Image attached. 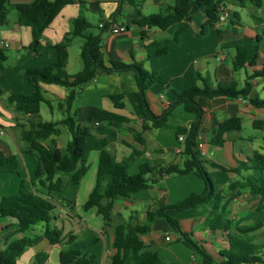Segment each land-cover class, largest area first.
<instances>
[{
    "label": "crops",
    "instance_id": "1",
    "mask_svg": "<svg viewBox=\"0 0 264 264\" xmlns=\"http://www.w3.org/2000/svg\"><path fill=\"white\" fill-rule=\"evenodd\" d=\"M32 1L34 0L18 2L12 0L9 7V12L12 11L11 15H13L12 22L8 24L9 29L3 32L4 38L0 41V49L5 51L6 49L15 48L20 54L17 62L10 66L6 64L9 57L5 52L7 60L4 63L3 71H0V85L4 91L0 95V151L8 156H17L24 167V171L19 175L16 173L1 174L0 199L18 194L23 181L26 182V187L31 189L30 181L34 178L37 169L35 157L29 153H22L25 147L22 140V131L24 129L35 130L38 120L31 115L18 112L14 105L8 103L7 98L10 93H32V86L23 73L30 68L47 66L56 61V51L51 46L62 42L66 34L72 31V23L75 19H84L91 25V28L72 41L69 47L67 73L76 75L81 72L83 69L81 50L84 43L92 34L101 35L102 50L106 61L120 60L127 64L140 62L143 63L146 70L150 69V72L157 73L164 80V83H150L146 93L149 106L157 116L170 110L177 100V92L194 86L202 88L203 82L199 79V75L205 78L213 87L236 85L240 90L245 86L248 76L261 72L264 67V2L261 8L251 4L245 8H240L235 5L234 0H226L231 11V20L223 25L210 27L203 36H200L199 32L207 17L203 11H199L193 16L189 24L190 28L181 35L179 45L170 49L166 55L156 57L154 55L155 49L151 48L150 44L171 37L185 23L174 25L165 31L145 28L146 34L142 36L141 29L132 23V20L151 15L147 13L150 11V4L147 0L141 9L132 7L127 3L123 4L122 14L117 16H115V12L118 8V0H81L83 3L64 7L50 27L44 31L40 40L41 47L38 49L39 56L36 57L35 48L33 50L29 49L33 43L31 30L28 27L18 25L16 10L18 4ZM174 4L175 0H159L158 2L154 0L152 7L154 12L158 13L165 6ZM244 10L248 11L252 19L251 22L243 19L241 12ZM90 14L100 16L97 24L98 30L93 29L94 24L88 19ZM117 18L126 20V23L117 22ZM113 19H115L114 22ZM111 22L114 25L125 26L127 31L114 34L110 31L109 26L104 25V27H101V24H111ZM209 40H212L211 44H209ZM5 44L8 46L5 47ZM252 44L260 45L257 63L254 66L246 65L243 69L235 71L233 62L237 54V47ZM23 56H27V58L22 62ZM229 59H231L230 63ZM242 70L246 72V79L243 84L238 78ZM251 83L253 88L249 98L262 99L256 87L261 85L264 89V76L253 78ZM41 87L46 99L52 103V107L47 105L53 114L52 116L56 112V107L60 113L59 119L50 121L60 122L65 114L59 108L58 103L65 99L66 89L59 85L45 83H42ZM137 91V82L132 73L98 76L80 92L74 102L71 114L73 115L76 111L75 118L77 122L84 124L88 121L92 110L100 108L131 118V126L138 131H142L143 112L141 107L133 100V95ZM41 112V120L45 121ZM234 117L241 118V130L224 135L222 146L212 145L218 125ZM195 120L194 115L184 111L183 105L171 109L168 117L170 125L187 128H190ZM255 121L264 122V109L253 107L248 99L242 97L205 99L203 100V117L197 141L198 145L202 146L198 148V151L207 162L206 168L216 190L226 200H229L227 208L233 228L239 226L250 229V236L256 242H262L264 240V210L257 211L261 199L252 196L248 189L232 186L235 182L241 181L243 176L251 174L250 171L246 170L235 171L240 169L242 163L248 162L256 153L264 155V129L255 128ZM148 124L150 125V123ZM246 124L253 128V134L246 135L244 133ZM60 128L62 130L61 135L51 137L46 142L47 145L61 149L66 148L70 141V135L63 126ZM91 128L99 137L108 138L109 149L115 154L118 161H123L129 157L134 149L141 151V155L136 158L131 170L132 174L144 162L156 166H182L186 160L183 153L184 142L176 138L174 132L167 128H147L143 130V136L146 140L144 145L137 143L133 134L127 130L106 127L101 121H93ZM168 138H170V141H165ZM90 162L91 168L86 176L93 173V180L82 194L80 192L72 198H66L64 182L66 178L69 180V177L65 176L64 178L63 196L71 201L72 206L62 204L57 206L49 223L51 227L63 230L64 239L61 244L51 245L44 238L40 243L26 250L16 264H40L38 256L42 253L48 255L44 264H50L53 259L59 260L61 251L78 250L71 249V247L76 244V241L83 236L87 229L88 212L97 214L96 209L88 211L83 209L95 186L98 152L91 154ZM213 163L222 166L225 170L214 167ZM86 176L80 185L76 186L82 188ZM182 177L184 179L190 177L194 185V189H189L187 194L183 191L186 181H183ZM195 179L202 181L194 174L187 176L157 175L152 177L149 189L135 194L130 200L119 199L116 201L112 225L116 226L131 221L145 224L148 212L155 211L160 205H175L191 194H200L204 190V182H197ZM140 205H144L145 209L137 210L136 208ZM213 205V203L202 204L187 211L171 213V215L179 221L184 233L193 241L199 242L216 261L221 262L222 258L219 254L229 248V240L225 231L212 230L208 225L207 218L213 209ZM126 214H128V218L125 217ZM0 226V254H2L11 242L23 237L24 234L19 232L16 221L11 218L0 217ZM46 226L45 223H41L35 226L28 235H42ZM67 227H76L77 229L71 230L67 235L65 232ZM98 229L101 231H96L101 237H95V240L99 241L98 243L102 244V247L96 256L99 264H110V258L113 254V228L106 226L104 221H100ZM70 234H72L71 240L68 237ZM167 235L171 237L170 242L165 239ZM142 240L153 251L157 252L166 264H202L198 256L182 242L177 241V235L171 232L168 222L164 219L155 220L151 224V231L142 236ZM40 259L43 258L40 257Z\"/></svg>",
    "mask_w": 264,
    "mask_h": 264
},
{
    "label": "trees",
    "instance_id": "2",
    "mask_svg": "<svg viewBox=\"0 0 264 264\" xmlns=\"http://www.w3.org/2000/svg\"><path fill=\"white\" fill-rule=\"evenodd\" d=\"M146 0H118V8L115 16L122 14V5L127 3L132 7L141 9ZM264 0H234L236 6L245 8L251 4L257 8L263 6ZM83 3L81 0H34L29 3H20L16 6L17 22L19 26L28 27L31 30L33 43L29 49L35 48L36 57L41 47L40 40L44 31L50 27L55 18L67 5ZM12 0H0V26L9 24V7ZM227 6L226 0H175L172 6H165L156 14L132 20L141 29L167 30L174 25L185 23L174 34L165 39L154 41L150 47L155 49V56L166 55L170 49L180 43L181 35L190 28L193 16L203 11L207 17L203 24L200 36L206 34L210 27L216 26L219 21L220 8ZM230 11V10H229ZM231 20V11L230 18ZM115 19H113V22ZM112 23V22H111ZM109 26L110 23H106ZM91 25L84 19H75L72 23V31L66 34L63 41L53 45L56 51V61L50 65L33 67L26 70L23 75L32 86V93H10L7 101L15 106V109L26 115H31L38 120L35 130H23L22 140L25 147L22 153H29L35 157L37 169L34 178L30 181L31 189L26 187V182L21 183L18 194L5 196L0 199V217L11 218L16 221L19 232L23 237L11 242L6 251L0 254V264H16L17 260L31 247H34L42 239H47L51 245L61 244L64 239L62 229L49 225L52 215L60 204L71 205V201L63 196V181L65 176L74 185H80L90 169L89 159L93 152H98V169L96 182L83 209L88 211L96 209L106 226L113 228V254L110 264H166L159 254L152 250L143 240L142 236L151 231V224L157 219L168 222L171 232L177 235V241L182 242L196 256L202 264H264V240L256 242L250 236V229L235 226L229 220L228 202L225 197L216 190L214 183L207 171L206 161L198 151L197 136L203 117V100L216 97H242L248 99L250 104L258 109H264V100L249 98L253 85L251 80L264 76V67L259 73L247 77L245 86L238 89L236 85L231 87L211 86L200 75L203 87L197 86L177 92V100L170 110L164 114L155 115L148 103L146 93L150 83H164V80L154 72L144 68L143 63L135 62L127 64L120 60L106 61L102 50L101 35H91L84 43L81 50L83 69L76 75H69L66 71L69 59V47L72 41L88 31ZM37 42V45L35 43ZM260 45H244L237 47L233 69L239 71L246 65L254 66L259 57ZM23 56L21 61H25ZM7 57L5 51L0 49V71L4 69ZM135 76L138 91L134 93V102L141 107L143 112L142 131L150 129L167 128L174 132L176 138L185 136L184 155L186 160L182 166H156L144 162L138 166L136 173H131L136 158L141 151L133 150L132 154L123 161H118L115 154L109 149V141L106 137H99L91 128L93 121H101L106 127L125 129L132 133L135 141L141 145L146 143L142 131L131 126L132 119L104 109H94L90 113L86 123L77 122L71 111L80 92L98 76L127 74ZM59 85L66 89L67 95L58 103L59 108L65 114L60 122L42 121L40 117L41 106L46 104L52 107L44 95L41 84ZM4 93L0 85V95ZM183 105L186 113L192 114L196 120L190 128L173 126L169 124L168 117L171 109ZM150 123V125L148 124ZM63 126L70 135V141L66 148L61 149L47 145V141L53 136L61 135ZM242 120L239 117L229 118L221 122L212 141L214 146H222L224 135L232 131H239ZM255 128L264 129V122L255 121ZM101 129V128H99ZM214 167L225 170L222 166L212 164ZM24 167L17 156H8L0 151V185L2 173L21 174ZM241 170L250 171L251 174L243 176L241 181L232 186L248 189L250 194L261 199L257 211L264 210V155L256 153L248 162L240 165ZM194 174L204 182V190L200 194H191L189 197L175 205H160L155 211L148 212L145 224L121 223L112 225L114 205L117 200H130L135 194L150 188V180L157 175L187 176ZM213 203V209L207 221L212 230H223L228 234L229 248L220 252L221 262L216 261L205 248L193 241L180 227L179 221L171 213H180L190 210L202 204ZM45 223L46 229L42 235L29 236L28 233L37 225ZM234 229V230H233ZM72 239V234L68 236ZM40 257L43 259L41 260ZM48 256L45 253L38 256L40 264H44ZM60 264H99L96 255L80 250L61 251Z\"/></svg>",
    "mask_w": 264,
    "mask_h": 264
},
{
    "label": "rangeland",
    "instance_id": "3",
    "mask_svg": "<svg viewBox=\"0 0 264 264\" xmlns=\"http://www.w3.org/2000/svg\"><path fill=\"white\" fill-rule=\"evenodd\" d=\"M18 1H30V0H13V2H18ZM155 1L158 2L159 0H155ZM147 2H148V4H150V11L147 12V13H150V14L156 13V12H154L153 7H152L154 0H147ZM144 11L146 12L145 9H144ZM11 13H12V11L9 12V23L12 22V16L13 15H11ZM241 13H242L243 19H245L248 22L249 21L250 22L252 21V19L250 18L249 14H248V11H245L244 10ZM88 19H89V21L91 23L94 24L93 29L94 30H98L97 29V24H98V21L100 19V16L99 15H96V14H90V15H88ZM117 22H119V23H126V20H124L122 18H117ZM8 29H9V25L0 26V41L4 38V33L3 32L5 30H8ZM208 42H209V44H211L210 42H212V40H209ZM5 52H6L7 56L9 57V61L6 64H8L10 66H13L17 62V59L20 57L19 56L20 55L19 52L15 48L6 49ZM230 62H231V59H229V63ZM148 70L150 71V69H148ZM239 74L240 75H238V78H240L241 83L243 84L244 83V80L246 79V72H245V70H242ZM256 89L259 92L260 97L262 98V100H264V89L261 87V85L258 86V87H256ZM41 115H42V117H43V119L45 121H50V120H53V119H59L60 118V113H59L57 107H56V112H54V116H52L53 114L51 113L50 108L47 105H45V104L42 105ZM244 133L246 135H251V134L254 133V130H253V128L251 126H248L246 124L245 125V129H244ZM165 141L169 142L170 141V138L165 139ZM91 162L89 163L90 164V168H91ZM23 171H24V169H23ZM93 175L94 174L91 173V174H89V175L86 176V178H85V180L83 182L82 188H81V186H76V185L72 184L66 178V180L64 182L65 197L66 198H72V197L78 195L80 192L82 194V192H84V190H86L87 187L91 184V182L93 180ZM182 180L183 181L184 180L186 181L185 184H184L185 187H183L184 188L183 191L185 192V194L188 193L189 189H194V185L192 184V182H191L192 179H190V177L187 178V179H184V177H182ZM195 180H197V182H202V181H200L198 179H195ZM136 209L137 210H144L145 209V206L144 205H140ZM125 217L128 218V214H126ZM87 218H85V219H87L86 220L87 229L83 233V236H81L76 241V244H74V246L71 247V249H78L80 251L88 252V253H91V254L96 255V254H99V250L102 247V244H99L98 243L99 241H96L95 239L98 236L101 237V235L97 231H101V230L98 229V224L100 223V221L103 222V219L100 216H98L96 213H94V212L93 213L92 212H90V213L88 212ZM76 229H77L76 227H74V228H71V227L68 228L67 227V228H65V232L68 235L71 230H76ZM50 264H60V262H59L58 259L57 260L56 259H53L50 262Z\"/></svg>",
    "mask_w": 264,
    "mask_h": 264
},
{
    "label": "built area",
    "instance_id": "4",
    "mask_svg": "<svg viewBox=\"0 0 264 264\" xmlns=\"http://www.w3.org/2000/svg\"><path fill=\"white\" fill-rule=\"evenodd\" d=\"M230 18V11H229V8L222 5L221 8H220V15H219V21H218V24L217 25H223L224 23H226ZM105 24H101V27H104ZM109 29L112 33L114 34H120V33H124L127 31V28L125 26H118V25H114V24H110L109 25ZM8 45L5 44V47H7ZM179 140L181 142H184L185 141V136H180L179 137ZM202 146L201 145H198V148H201ZM0 229H1V226H0ZM166 241L167 242H170L171 241V237L169 235L166 236Z\"/></svg>",
    "mask_w": 264,
    "mask_h": 264
},
{
    "label": "water",
    "instance_id": "5",
    "mask_svg": "<svg viewBox=\"0 0 264 264\" xmlns=\"http://www.w3.org/2000/svg\"><path fill=\"white\" fill-rule=\"evenodd\" d=\"M35 45H37V42L35 43Z\"/></svg>",
    "mask_w": 264,
    "mask_h": 264
}]
</instances>
